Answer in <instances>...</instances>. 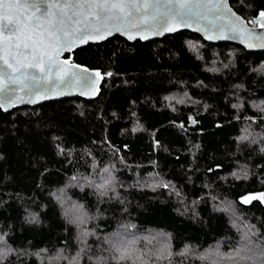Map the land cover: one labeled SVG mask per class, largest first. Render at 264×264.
<instances>
[{
	"label": "trees",
	"instance_id": "16d2710c",
	"mask_svg": "<svg viewBox=\"0 0 264 264\" xmlns=\"http://www.w3.org/2000/svg\"><path fill=\"white\" fill-rule=\"evenodd\" d=\"M229 2L246 20L264 9V0ZM191 37L201 42L199 54ZM72 58L101 70L95 98L0 109V237L7 248L0 264H57L37 254L96 264L82 253L103 256L106 244L119 247L134 230L168 244V257L147 264H214L219 259L205 249L229 251L240 237L213 197L233 202L264 244V202H243L264 191V143L240 139L245 126L253 137L264 135L263 114L253 106L264 98V51L180 31L150 41L116 35L76 48ZM215 60L218 68L209 67ZM180 95L192 103L166 102ZM237 166L238 177L231 175ZM107 167L114 189L84 184ZM151 176L160 182L138 181ZM58 196L84 208V230Z\"/></svg>",
	"mask_w": 264,
	"mask_h": 264
},
{
	"label": "snow or ice",
	"instance_id": "6c2138e0",
	"mask_svg": "<svg viewBox=\"0 0 264 264\" xmlns=\"http://www.w3.org/2000/svg\"><path fill=\"white\" fill-rule=\"evenodd\" d=\"M251 23L264 29V10ZM181 27H194L209 40L239 39L248 48H264V33L235 17L228 0H0V108L26 100L35 103L33 96L42 100L49 92L62 95L61 89L94 95L93 89L98 91L96 85L103 79L101 73L93 76L88 69L62 60L63 53L113 33L147 39ZM255 199L264 201V194L245 197L243 202ZM72 211L78 214L79 223L85 222L82 206ZM243 240L242 247L228 254L221 253L217 245L209 254L219 258L214 264H264V246L253 245L247 233ZM133 243L116 248L119 260L131 257Z\"/></svg>",
	"mask_w": 264,
	"mask_h": 264
},
{
	"label": "rangeland",
	"instance_id": "374dc122",
	"mask_svg": "<svg viewBox=\"0 0 264 264\" xmlns=\"http://www.w3.org/2000/svg\"><path fill=\"white\" fill-rule=\"evenodd\" d=\"M250 22H252L253 20H249ZM248 21L249 24H252ZM253 25V24H252ZM187 43L189 44L190 48L195 51L196 53L199 54V46H201V42L199 40H196L195 38H188ZM228 54L230 55V49H228ZM212 64L208 65L209 67H213V68H218L219 66V61L215 60L213 62H211ZM187 96V95H186ZM184 96V95H180V96H176V97H172V98H167L166 102L170 105L172 102H174L175 99L179 100V102H186V103H192V100H190L189 96ZM253 106H255L258 110H260V112L263 114V120H264V98L259 99V100H255L253 102ZM253 132L251 131L250 128L245 126V131L243 132V134L241 135V137H247V139H241V140H245L248 141L250 144H263L264 143V135H258V136H254L253 137ZM238 167V166H237ZM105 168L98 170V171H94L93 173H96L95 175L90 177H83L84 178V184L86 186L91 187L90 185L94 186L93 190H100L101 192H109L112 189H114L116 187V183H114V175L112 173V169L111 167H107V169H109L108 172L104 171ZM241 171V167H238L231 175H234V173L236 172L237 175H235L236 177H238V173ZM112 177V178H111ZM108 180L109 183L105 185L104 188H100V185L104 184V182ZM138 181H144V182H140L141 184H145V185H155L158 184L160 182V179L157 178L156 176H151V177H145L144 179H138ZM114 192V191H113ZM60 195V194H59ZM213 200L218 202H214L215 205H219L221 210L224 211L226 213V215L228 216L229 221L232 223V226H234L236 230H238L239 233V237H240V241L239 244L237 243V245H234V249H230L229 251H221V249L219 248V251L221 253H233L237 248H240L244 245V240L243 237L245 235V233H247L249 235V238L252 242L253 245H257V246H264V244L261 243V239H259L257 232H255L252 224L250 222H248L247 220H244L243 215L240 213V211L237 209V207L235 206V204L231 201H229L228 199H222L221 197H213ZM63 203L60 202V206L63 209V211H65L66 215L69 216V218L76 224L77 228H80L81 230H84L85 228H83L82 226H87L88 223V216L85 217V222L84 223H79V221L76 220V215H78L77 213H75L74 211H72L74 209V206L76 205H80L79 203L73 201L72 199H70L69 197H65L63 199ZM81 206V205H80ZM82 211L84 213V208L82 207ZM124 229L123 227H121L119 230ZM82 236L84 234V232L81 233ZM122 234V233H121ZM132 235V237L127 236H123L122 234V239L120 240V246H123L126 242L128 241H134V243L130 246V250H131V257L125 260H119V254H117L116 248L117 246H112L109 244H106L103 252L104 255L101 256L100 254H97L95 257L94 256H90V255H81V257H85L86 260H89L91 262H94L96 264H102V261H107V260H113V261H121V262H127L129 264H147V263H153L157 260L163 259L168 257L169 254V249H168V244H165V240H162V242L164 244L161 243V241L156 240L153 236L147 234L146 236H144L145 239H141L140 235H139V231L138 230H134L133 232L130 233ZM116 234L114 233L113 235H111L112 237H114ZM158 237H160L159 235H157ZM81 240V238H80ZM146 241L147 244H150V246H144L142 247L141 242ZM167 243V242H166ZM114 245V244H113ZM218 244H214L208 248H206V253L210 254L211 252H214L216 250ZM119 246V247H120ZM142 247V248H141ZM205 250H203L201 253H203ZM7 253V248L5 247L1 237H0V254L3 253ZM189 253V252H188ZM200 251H198L197 253L191 255L190 256H194V255H198L201 256ZM39 258V261H54L57 262V264L64 263V264H76L77 263V259H75L76 257L73 256H60V255H55L53 256L51 259L49 257H45L42 254H37L35 255ZM73 257V258H72ZM72 258V259H70ZM213 259H219L218 257H210ZM234 264V263H232Z\"/></svg>",
	"mask_w": 264,
	"mask_h": 264
},
{
	"label": "water",
	"instance_id": "95a60500",
	"mask_svg": "<svg viewBox=\"0 0 264 264\" xmlns=\"http://www.w3.org/2000/svg\"><path fill=\"white\" fill-rule=\"evenodd\" d=\"M228 5H229V8L231 9V12L234 14L235 17H239L241 21H243L245 23L246 26L250 27V28H255V31L257 33H264V29L260 28L259 25H252V24H249L247 22V20L245 18H243L239 13H237L233 8L232 6L230 5V2L228 0ZM264 10V9H261L257 14L256 16L254 17V19L258 18L259 16V13ZM180 31H189V32H192V33H195L197 34L200 38H202L204 41L206 42H211V43H220V42H229V43H232V44H237V45H240L241 47H243L245 50L247 51H251V52H263L264 51V48H259V47H256V48H248L244 43H242L239 39H229V38H223V39H214V40H209L207 39L206 35L204 34V32L202 31H197L194 27H181L179 28L178 30L174 31V32H165L163 33L162 35H148V38L147 39H140L138 36L135 38V39H128V37L126 35H123V34H120V33H113L111 36H108L106 37L105 39L107 38H110V37H113V36H120L124 39H126L127 41L129 42H133L135 40H140V41H150V40H155V39H160L162 38L163 36L165 35H169V34H174V33H177V32H180ZM105 39L103 40H96V41H90L88 43H98L100 41H104ZM86 43V44H88ZM86 44H83L79 47H82V46H85ZM79 47H76V48H79ZM74 48L73 50L71 51H66L65 53H63L62 55V60H70L72 64L74 65H78L80 66V68H86L89 70V73H91L93 76L96 72H100L101 75L103 76L102 72L100 69L98 68H92V67H89L85 64H82V63H79V62H76L73 60L72 58V52L76 49ZM102 80H99V83L96 85V88H98V91L95 90V88L93 89V91H95V94L94 95H89V94H81L79 91H72V90H68V89H61V91L64 92V94L62 95H54L52 94L51 92L47 93V98L45 99H37L35 96L32 97V99H35L36 102L35 103H30V102H27V100L23 103H19V104H16L15 106L13 107H7V108H0L2 111H9V110H12L16 107H21V106H34V105H37V104H40L42 102H46V101H50V100H57V99H60V98H69V97H81V98H84V99H92V98H95L99 92H100V87H101V83H102ZM261 194H264V191L261 193ZM264 202V201H263Z\"/></svg>",
	"mask_w": 264,
	"mask_h": 264
},
{
	"label": "flooded vegetation",
	"instance_id": "af4514ba",
	"mask_svg": "<svg viewBox=\"0 0 264 264\" xmlns=\"http://www.w3.org/2000/svg\"><path fill=\"white\" fill-rule=\"evenodd\" d=\"M256 16V15H255ZM250 19H248L247 21H249ZM251 20H254V17H253V19H251ZM250 22V21H249ZM251 23V22H250Z\"/></svg>",
	"mask_w": 264,
	"mask_h": 264
}]
</instances>
